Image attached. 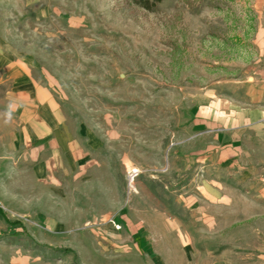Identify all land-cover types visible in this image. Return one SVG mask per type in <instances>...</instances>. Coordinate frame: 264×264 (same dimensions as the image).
Masks as SVG:
<instances>
[{"label":"rangeland","instance_id":"obj_1","mask_svg":"<svg viewBox=\"0 0 264 264\" xmlns=\"http://www.w3.org/2000/svg\"><path fill=\"white\" fill-rule=\"evenodd\" d=\"M263 2L0 0V43L101 143L69 203L2 213L0 256L264 264Z\"/></svg>","mask_w":264,"mask_h":264},{"label":"crops","instance_id":"obj_2","mask_svg":"<svg viewBox=\"0 0 264 264\" xmlns=\"http://www.w3.org/2000/svg\"><path fill=\"white\" fill-rule=\"evenodd\" d=\"M260 6L252 42L258 51L255 62H261L256 66L262 79L256 81L264 84V2ZM38 70L28 54L0 43V218L4 211L39 209L44 196L69 203L76 186L85 182L86 168L94 171L101 160L98 137L89 138L91 132L71 121ZM110 204H115L114 193ZM9 244L0 240L1 252ZM19 260L0 256V264Z\"/></svg>","mask_w":264,"mask_h":264},{"label":"trees","instance_id":"obj_3","mask_svg":"<svg viewBox=\"0 0 264 264\" xmlns=\"http://www.w3.org/2000/svg\"><path fill=\"white\" fill-rule=\"evenodd\" d=\"M135 2H137V3H139L140 5H146L147 6V4H149L148 2L150 1V0H134Z\"/></svg>","mask_w":264,"mask_h":264},{"label":"built area","instance_id":"obj_4","mask_svg":"<svg viewBox=\"0 0 264 264\" xmlns=\"http://www.w3.org/2000/svg\"><path fill=\"white\" fill-rule=\"evenodd\" d=\"M0 207H3V206H2V202H1V200H0Z\"/></svg>","mask_w":264,"mask_h":264}]
</instances>
